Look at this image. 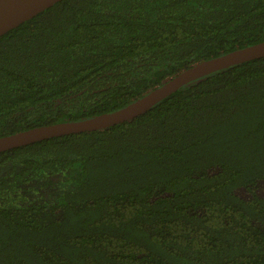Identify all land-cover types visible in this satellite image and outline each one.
Returning a JSON list of instances; mask_svg holds the SVG:
<instances>
[{
    "label": "trees",
    "instance_id": "trees-1",
    "mask_svg": "<svg viewBox=\"0 0 264 264\" xmlns=\"http://www.w3.org/2000/svg\"><path fill=\"white\" fill-rule=\"evenodd\" d=\"M261 41L264 0H60L0 36V137L118 110ZM263 182L264 56L0 152V264H264Z\"/></svg>",
    "mask_w": 264,
    "mask_h": 264
},
{
    "label": "water",
    "instance_id": "water-1",
    "mask_svg": "<svg viewBox=\"0 0 264 264\" xmlns=\"http://www.w3.org/2000/svg\"><path fill=\"white\" fill-rule=\"evenodd\" d=\"M60 0H0V36L31 19ZM264 56V41L196 62L170 77L124 107L78 121L41 125L0 137V152L44 139L73 133L101 130L129 121L183 85L210 73Z\"/></svg>",
    "mask_w": 264,
    "mask_h": 264
},
{
    "label": "rangeland",
    "instance_id": "rangeland-1",
    "mask_svg": "<svg viewBox=\"0 0 264 264\" xmlns=\"http://www.w3.org/2000/svg\"><path fill=\"white\" fill-rule=\"evenodd\" d=\"M258 193L259 195L264 196V182L259 184Z\"/></svg>",
    "mask_w": 264,
    "mask_h": 264
}]
</instances>
